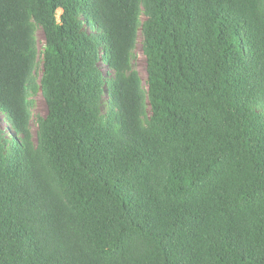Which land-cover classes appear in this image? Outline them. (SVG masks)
Masks as SVG:
<instances>
[{
    "label": "trees",
    "instance_id": "trees-1",
    "mask_svg": "<svg viewBox=\"0 0 264 264\" xmlns=\"http://www.w3.org/2000/svg\"><path fill=\"white\" fill-rule=\"evenodd\" d=\"M0 112V264H264V0H0Z\"/></svg>",
    "mask_w": 264,
    "mask_h": 264
},
{
    "label": "rangeland",
    "instance_id": "rangeland-1",
    "mask_svg": "<svg viewBox=\"0 0 264 264\" xmlns=\"http://www.w3.org/2000/svg\"><path fill=\"white\" fill-rule=\"evenodd\" d=\"M62 12H63L62 9H59L57 11L58 18L60 17ZM37 42H38L39 49L42 50L45 44V36L41 28H38L37 30ZM132 64H133L134 69H136L140 73L141 77L145 79L147 77L146 59L143 54L142 46L140 42L134 51V58H133ZM100 66H101V70L103 71V73L106 74L108 72L107 65L104 62H101ZM41 74H42V67H40L38 70V75L40 76ZM107 100H108V96H106L105 101ZM32 102H33V105L31 108V128H32L33 133L35 134L38 128L37 119L39 117H45L48 109H47L45 98L41 91H39L32 97ZM104 110L105 111L107 110V105L104 106ZM0 128L2 129L7 139L18 138L17 134L13 131L8 121L6 120L5 115L2 112H0Z\"/></svg>",
    "mask_w": 264,
    "mask_h": 264
}]
</instances>
